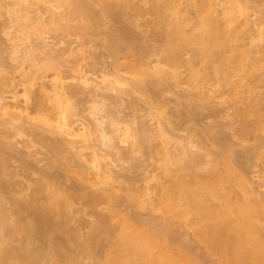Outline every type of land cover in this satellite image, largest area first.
Instances as JSON below:
<instances>
[{"label":"bare ground","instance_id":"obj_1","mask_svg":"<svg viewBox=\"0 0 264 264\" xmlns=\"http://www.w3.org/2000/svg\"><path fill=\"white\" fill-rule=\"evenodd\" d=\"M133 1L115 0L114 5H109L107 0H11L8 4L11 23L24 20L27 21L26 26L31 24V27L27 26L30 31L37 30L28 32L31 35L21 32L12 40L10 55L15 61L23 62L19 68L15 67L18 76H12L16 78H8L7 83L1 84L0 91L11 96L8 99L0 96L3 103L0 105V125L13 127L21 135L35 137L41 134L44 137L42 133H45L51 137L44 139L47 150L54 156L50 161L51 167L57 164L67 173L62 174L63 179L58 175L62 171L59 168L53 175L48 170H39L32 162H20L22 170L37 173L41 179L32 195L19 191L18 196L12 197L9 208L3 205L8 200L4 202L5 198L2 200L3 195L0 194V264H82V258L93 257L98 239L103 236L107 238L109 248L107 259L100 264H264V137L261 136L264 132V104L258 98L245 109L240 107L245 104L246 96L252 95L257 88L264 89V66L257 69L255 65L247 64V57L237 45L245 42L241 34L246 33L253 52L261 53L262 47L257 43H264V4L252 0H200L198 5L191 4L196 12L195 18H190L181 10V0H156L149 14L155 18L154 25L161 29L159 37L164 42L159 52L153 53L159 57L156 62L148 63L143 60V55L139 58L138 55L135 61L130 58L131 61H126L124 71L128 77H122L117 65L111 75L113 80L108 74L94 78L80 67L79 59L77 62L75 58L86 56L83 46L78 45L76 54L71 50L76 59L73 65L39 68L41 59L36 61L37 54L52 48L46 38L43 48L35 45L38 41L34 39L41 32L54 29L80 35L88 27L102 26L103 18H112L120 13L116 27L105 32V42L111 55L119 57L120 47H125L130 39L122 29L124 17L121 14L131 9L139 16L146 15ZM183 1L189 3L191 0ZM248 10L252 12L251 16ZM252 16L261 18L255 21L256 18L251 20ZM74 20L84 25L74 26ZM45 52L43 56L49 59L53 50ZM187 54L207 65L206 85L209 86H191L183 82L188 93L184 92L186 95L181 97H184L182 100L198 101L197 108L191 109L190 114L193 116L217 102L215 100H220L217 98L220 95L216 97L215 94L223 89V95L230 99L227 104L228 100L221 98L223 102L220 103H226L221 113L228 115L231 108L239 120L237 128L233 123H227V128L235 129L232 130L236 136L233 138L242 141V145L245 140L249 143L250 140L256 141L240 165L231 158L233 148L229 140L220 145L218 153H209L206 160L193 154L187 145L193 136L190 135L192 140L187 143L172 137L170 131L175 127L178 130L175 124L178 117L168 118L166 110L152 116L157 121L150 131L143 128V123L144 126L139 127L141 121L136 122L138 127L123 124L124 120H119L123 125L118 122L113 126L108 122L110 118L106 119L114 114L110 110L114 106L108 109L109 104L116 101L124 104V97L134 92L142 93L144 97L147 93L155 94V97L159 93L156 91L161 90L170 78L175 79L176 90L182 89L183 83L177 78L183 69L190 76H196L193 68L189 67L192 62L184 59ZM261 61L264 62V54ZM17 78L21 80L16 82ZM211 78L215 81L213 84ZM215 88L221 89L215 92ZM79 89L93 95L92 113L104 111L106 116L97 118L95 115L92 124L83 121L77 125L75 116L78 114L74 112L77 109L70 97L77 95ZM21 93L23 97L19 96ZM147 98L151 100L150 96ZM218 109H212L213 116L220 114L221 109ZM212 128L214 126L205 133H212ZM218 133L223 137L222 129ZM143 142L149 145L151 153L159 157L156 167L162 171L160 177L150 174L153 179L158 178V185L155 190L148 188L150 192H140L130 187L131 179L126 177L125 182L130 184V189L123 192L117 184L121 176L109 168L111 165L106 163V158L115 157L121 164L123 161L126 164L132 154L143 151ZM2 146L1 153L5 150ZM95 146L98 149L103 146L105 149L101 150H106V155L97 151ZM66 154H71V157H66ZM255 163L260 184L253 181L254 176L253 180L250 177ZM130 165L132 172L139 169ZM67 174H73L72 179L75 177L72 187L65 184ZM146 196L150 197L149 201L145 200ZM122 202L143 210L141 212L146 211L150 218L142 220L134 212L125 213L120 209ZM75 205L84 206L94 220L92 232L86 239L80 230H69L68 221H60L70 219ZM14 216H34L42 225H35L30 220H17L10 229L9 220ZM44 224L53 227L54 232L48 233L51 235L47 243L43 242L47 247L41 249L34 247L37 245L34 243ZM9 230L22 236L16 248L7 239ZM70 246L77 249L76 255L66 252Z\"/></svg>","mask_w":264,"mask_h":264},{"label":"rangeland","instance_id":"obj_2","mask_svg":"<svg viewBox=\"0 0 264 264\" xmlns=\"http://www.w3.org/2000/svg\"><path fill=\"white\" fill-rule=\"evenodd\" d=\"M61 1H63V0H61ZM107 1H108L107 3L109 5L115 4V0H107ZM199 1L200 0H191L189 3H186L185 1L181 0V2H180L181 10L183 11V13L186 16H188L190 18H195V12H196L195 9L196 8L191 7V4H193V5L197 4L198 5L200 3ZM10 2H11V0H6V1L0 0V87L2 86L1 84L4 85V83H7L6 79L16 78V77H12V76H18V72L16 73L17 70L15 71V67L19 68L20 66H22L21 63L23 61L20 62L18 59H16V61H15L14 57H12L10 55V53H11L10 50L12 48L11 47L12 40L15 39L17 36L21 35V32H22V34L26 33V35H31L28 32L34 33L35 32L34 30L36 29L35 28L33 30L34 32L32 30L30 31L31 28L29 29L28 27H31L30 26L31 24H28L29 26L27 25L28 26L27 27L25 25V22H27V21H24V20L23 21L19 20L18 23L16 22V24H14L15 23L14 21H13L14 23H11L10 18H12V17L9 18L10 14L8 15V11H9L8 7L11 4ZM56 2H58V1H56ZM155 2H156V0H134L133 1L134 5H136L138 8L142 9L143 12L146 13L145 16H139L135 10H131V9L125 10L123 12V14H121L124 17V20L122 22L123 23L122 29H124L126 31V35H129L128 38H130V39L127 38L129 41L128 42L126 41L127 42L126 44L128 46L124 43L126 46L120 47V52L121 51L122 52H121V54H120V52L117 54V55H119V57L116 56L114 58L111 55L110 50L108 49V44L105 42V32H107L109 30H113L114 27H116V24H117L116 21H117L118 17H120L119 16L120 13L117 16H112V18L111 17L103 18L102 26L96 25L94 27H88L86 29V31H84L85 33L83 32L80 34L82 36H80L79 34L78 35L77 34L70 35L66 32L61 31V30H54V29L49 30L48 29L49 31L45 30V31L41 32V34L37 35L35 37V39H34V37H32V39H34L35 42L38 41L37 43H35V45H39V46H41V48H43L42 44L44 45L45 38H46L47 39L46 42H49L48 45L50 47H52L51 50L49 48V49H45L43 51V53H39V55L41 57L37 54L38 58L37 57L35 58L36 61H40V59H41L40 63L38 64L39 68H42V67L44 68V66H46V65H49L50 67H55V66H59V65L62 66V64H66V66H71L74 64L73 62H75V61H73V60L76 58L77 62H78V59L80 61L79 62L80 67L82 66L84 71H89L88 74L90 76H93V77L95 76L97 78L98 77L101 78L102 76H104V74L105 75L108 74L110 76L109 78H111L113 80L111 75L113 73H115V70H116L115 67L117 65H119V66H117L116 68L118 70H120L119 72L121 73L122 77H124V76L128 77L129 74L125 73L126 71H124L125 66L128 62L127 60L135 61L136 59H134V58H136L138 55H139L138 58L141 57L140 55H143V60L145 59V61H147L148 63L156 62L159 57L157 55L153 56V53L156 54L157 52H159L160 48L164 45L163 44L164 42H162L160 40V37H159L161 34V29H159V27H156L154 25V19L155 18L151 17L149 14L150 8L152 7V5ZM252 2H256V3L258 2L259 4H262V3L264 4V0H252ZM248 11H250V10H248ZM248 14H250V16H251L252 12L250 11V12H248ZM260 18L261 17L257 18V16H252L251 20L255 19V21L256 20L259 21ZM193 21H195V19H193ZM73 25L81 27L84 24H82L81 22H79L77 20H74ZM192 25L193 24H191V26ZM188 28H191L190 25L188 26ZM17 29H19V30H17ZM17 31H20L19 34L17 33ZM40 31H42V30H40ZM16 33H17V35H15ZM241 36L244 37L245 42L244 41L239 42V44L237 43V45L239 48H241V52L247 57V64H253L257 67V69H259L261 66H264V62L261 61V58L263 57V54H264V43L263 42L257 43L262 47L261 53L253 52V50H252L253 46L249 42L250 41L249 35H247L246 33H242ZM52 38H54V39H52ZM36 39H37V41H36ZM78 45H80V46L82 45L83 46L82 49L84 50V52L86 51V53H85L86 56L83 57V59L79 58L77 55H76L77 57L74 58L75 55L71 51V50H74V52H75V50L77 49L76 47ZM52 50H53V52L51 54V57L49 59H46V57L43 56L46 53L45 51L51 52ZM138 51H140L141 54ZM76 52H75V54H76ZM133 52H136V53H134L136 56L133 54ZM142 52H143V54H142ZM184 59L187 62H192V65H189V67L193 68V71L195 72L196 76H190L188 74V72H186V70L183 69L182 70L183 75L180 74L181 76H179V78H177V80L180 81L181 83L185 82L189 85L191 84V86H197V85L201 86L202 85L205 88L206 87L209 88V86L206 85L207 84L206 82L208 81L207 80V73H208L207 65L203 64L200 60H193L191 54L185 55ZM64 69L66 70V68H64ZM35 71H36V69H35ZM66 71H68V70H66ZM120 73H118V74L120 75ZM259 73H261V71H259ZM126 74H128V75H126ZM211 79H212V81H210V82L213 84L215 81L213 80V78H211ZM20 80H21L20 78H17L16 82H19ZM146 80L148 81L149 79L146 78ZM174 80H175L174 78L168 79L167 80L168 83L165 82L164 83L165 85L163 84V87L162 88L160 87L161 90L159 89L156 91L159 93H157V95L155 97H154L155 94L153 95V94L147 93L146 97H144L145 95L141 96V95H143L142 93L140 94L139 92H134V93L132 92L133 93L132 95L129 94V95L125 96L126 98L124 97V100H125L124 104H121L123 101L119 102L118 104L116 103L117 102L116 101L115 102L116 106L113 103L109 104L110 106L108 107V109L110 107L112 108V106H114L112 109H110V110H113L114 114L111 116H108L107 118L105 117V118L106 119L110 118V119H108V122H111L113 126H116L118 124V122H121L119 120H122V121L124 120L123 124H125V123L129 124V125L132 124V125H134L133 127H136V125H137L136 122L138 121V123H139V121H141L139 124V127H140V125L142 126L144 124L145 126L143 125L144 126L143 128H145V129L147 128V130L149 129V131H150V129L153 130V128L156 126L155 123L157 121L156 118L152 117V116H155L158 113L162 112L163 110L164 111L166 110V112H168L166 114L169 115V116L166 115L168 118L172 117L174 119V116L178 117L176 119L177 121H175L176 123L174 122L177 125L178 130L175 127L176 129L174 128L170 131L172 137H175V138H177V140L183 141L184 143L185 142L187 143L193 139L191 142L187 143V145L189 144V148L193 154L202 158L203 160H206V159H208L207 156L209 153H213V154L218 153L217 151L219 150L220 145L224 144L226 141L229 140L232 143V148H233L232 149L233 155L231 153V155H232L231 158H233V160L240 165V163L244 161V159L247 155V150L249 148H251L252 145H256L255 144L256 141L250 140V143H249L248 140H245V142L243 141L244 142L243 143L244 146H243L242 141H240L239 139L233 138V137H236V136H234L235 135L234 131L232 132V130H235V129L231 130V128H227V123H229V122L233 123L235 125V128H237L239 125L238 117L236 116V114L233 113L231 108L228 110V113H230V114L225 115V114L221 113L224 110V108H226V103L221 104L220 101L223 102V100H228L227 101V104H228L230 97L223 95V93H224L222 91L223 89L220 90L221 88H219V89L215 88V92H216V90H220V91H217L219 93L216 92V94H215L216 97L220 95L219 97H217V98H220V100L219 99L215 100L217 102L212 103L210 105H207V107L210 110L208 108H205V109L199 111L198 113H196L197 115L195 114L192 116L190 114L191 109L197 108L198 101L197 100L196 101L189 100V99H187L186 102L183 101L182 99L184 97L183 98H181V97L188 93V92H186L187 91L186 89H188V87L185 86V83H183L182 89L177 88V90H176V88H174V85L176 83ZM185 87H186V89H185ZM173 90H175V93H173ZM20 91H21V89L19 88V92ZM263 91H264V89L257 88L252 95L246 96L245 104H242V106H240V107L245 109L246 106L249 105V103L253 102L254 99H258V98L261 99L262 100L261 103L264 104ZM1 92L2 91H0L1 97L4 95L7 99L10 98L11 94H8V92L7 93H6V91H4L2 93ZM79 92H81V93H79ZM175 94H178L181 96L177 97L178 95H175ZM19 96L23 97L22 93L19 94ZM129 96H131V97H129ZM147 96H150L151 100L148 101ZM70 98H72V99H70V101H72L71 103L74 104L75 108L77 109V110H74V112L76 114H78L77 116H75L76 121L78 122L77 125L83 124L84 122L85 123L87 122L86 124H92L91 122L94 121L93 119L95 118V115L97 116V118H99L100 116H106V113L104 111H96V113H102L101 115L96 114L95 112H94L95 114L92 113L93 111L90 108H92V104H93V100H92L93 95L90 92L87 93L86 90L82 91L81 89H79L77 92V95L72 96ZM179 98H181V99H179ZM20 99H22V98H20ZM97 100H99V99H97ZM150 101L151 102L154 101V102L151 104ZM1 104H3L2 101L0 102V105ZM163 108H165V109H163ZM213 108H214L213 111H215L218 108L219 109L217 111H219L221 109L220 114L219 115L216 114L215 116H213L211 113ZM222 108H223V110H222ZM110 113H109V115H110ZM149 113L150 114L152 113L151 116L149 115ZM91 114H92V116H91ZM93 114H94V116H93ZM153 118L155 119V121H153ZM73 119H74V116H73ZM128 119H130V120H128ZM149 119H151V120H149ZM105 121L107 122V120H105ZM130 121L132 123H128ZM141 123H143V124H141ZM123 124L121 122V125H123ZM1 125H0V145L3 144L2 147L3 148L5 147V150L3 149L2 153L0 152L1 153V156H0V191L2 190L0 194L3 195V196L1 195L2 200H3V198H5L3 200L4 202L6 200H8V202L6 201V204L3 203V205H5L6 207L9 208V206H10L9 200L12 197L18 196V194L21 193L19 191L25 192L28 195H32L33 191L38 187L37 182L41 179V176L37 173H34V172L32 173L31 171L22 170L20 167L21 161L24 160V161L32 162L35 165H37L39 170H44V171L48 170V172H51L53 175H54V173H56L57 168H59L60 171L62 169H61V167H58L57 164L56 165L54 164V168L51 167L53 164L51 165L50 161L52 160V158L54 156L52 155V153L49 150H47V146H46L47 142L44 140L45 137L46 138L49 137L48 135H45V133H42V134H44V137H42L41 134H40L41 136L38 134L35 137H30V136H26V135H21L20 131H17L13 127H12L13 128L12 129L10 126H8V128H7V127H4L3 125L1 126ZM234 125L232 126V128L234 127ZM211 126H214V128L216 126L215 130H214V128H212V130H211L212 133H210V132H209V134L205 133V130H207ZM137 127H138V125H137ZM221 129L223 130V135H222L223 137H220L219 133H218L219 130H221ZM190 135L193 136L192 139H191L192 136L190 137ZM37 136H40V137L37 138ZM261 136L264 137V132H263V134H261ZM33 138H35V139H33ZM49 138L51 139V137H49ZM42 140H43V142H42ZM93 144H95V142ZM143 144H144L143 145L144 148H142L143 151H140L141 153L139 152V154L137 153V155H136V153H135V155L132 154V156H131L132 158L130 157V159L127 160L128 162L125 161L126 164H124V161L121 164L119 161H117L118 159H115V157H113V158L109 157L110 159L106 158L107 160L109 159L108 161L106 160V163H108V164L110 163V165H111V167H109V168H112L113 171H115L117 174H119L121 176V178L118 179L117 184L119 185L118 188L121 189L123 192H124V190L126 191V190L130 189L128 186L130 184H131L130 187L136 188L140 192H147V190L149 191V189L155 190V187L158 185V180H156V178L158 176L160 177V174L162 172L159 169H157L158 167H156L159 157H157L153 152L152 153L150 152L151 150H149V145L147 143L143 142ZM92 146H94V145H92ZM101 149H105V148L103 146L102 147L100 146L99 149L97 148L96 150L102 151ZM101 153H103L102 155H104L106 153V150L102 151ZM152 154H153V156H152ZM66 157L70 158L71 154L70 155L66 154ZM106 163L103 162V164H106ZM130 164H132V167L136 166L139 169L137 171H134V172H132V170L130 171V169H131ZM252 168L250 171V177L252 179V176H254V178H253L254 180L253 179L252 180L256 184L257 183L260 184L261 178L259 176H257L258 174H257L256 169L258 170V166H256V163H255V166ZM29 172H31V173H29ZM65 172H66L65 170H62L61 174H58V175L63 176V179H64V175H65L64 173ZM251 172H252V174H251ZM57 173H59V171ZM152 173H155L156 176L157 175L158 176L156 178L154 177L155 179H153L152 175L155 176V174H152ZM62 174H64V175H62ZM68 174L66 175V177L67 176L68 177L67 178L65 177L66 178L65 184L67 187H72L74 185V178L75 177L73 176L74 178L72 179L73 174H70V175H68ZM150 174H152V175H150ZM123 177H125V178H123ZM126 177L127 178L130 177V179H131L130 184L125 182ZM122 191H121V193H122ZM146 197H144V198H146ZM149 198L147 197L145 200L149 201ZM123 204H125V205H123ZM75 206L76 207H73V210L71 212L70 219L65 218V219H61L60 221H65V220L68 221L69 226H70L68 229L69 230H73V229L80 230L82 237L84 239H86L89 237L90 233L92 232V226H93L92 224H93L94 220L84 210V206H82V205H78V206L75 205ZM120 207H121L120 209H122L125 213H127L129 211L132 213L134 212L133 214H135L137 217L141 218L142 220H147L150 218L149 214L145 210L144 211L146 213L141 212L143 210H139L137 208H135L136 209L135 210L134 207L127 205L126 202H122V205ZM17 220L22 221V222H25V220H27V221L30 220L35 225H38V226L42 225L38 221V219L34 216H18V217L14 216V218H11L9 220L10 229L13 228V227L11 228V224L12 225L16 224ZM48 226H45V224L43 226H41L43 228V231H41L39 235H36V239H37L36 241L37 242L34 244H37V245L36 246L34 245V247H39L41 249H45L47 247V246L43 245L44 244L43 242H46L47 238L51 235L48 233L54 232L53 227H50V226L48 227ZM13 230L12 231L9 230V232H8L9 237L7 239H8V241L10 239L11 245L15 246V248H16L19 241H21L22 236L20 237L21 234L18 235L17 232L15 231L16 232L15 233ZM107 244H109V243H108V240L106 237L103 236V237L99 238L97 245L93 250V257H91L90 255L86 258L84 257V258H82L83 260H81V263L82 264H100V263L104 262L107 259L106 258L107 257V251L109 248ZM18 247H19V245H18ZM39 248H37V249H39ZM73 248L74 247L71 248V246H70L69 250L68 251L65 250V251L68 252L69 254L76 255L77 249L75 250V248L74 249Z\"/></svg>","mask_w":264,"mask_h":264}]
</instances>
